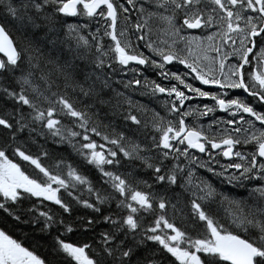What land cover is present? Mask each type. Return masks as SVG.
<instances>
[{"label": "snow or ice", "instance_id": "1", "mask_svg": "<svg viewBox=\"0 0 264 264\" xmlns=\"http://www.w3.org/2000/svg\"><path fill=\"white\" fill-rule=\"evenodd\" d=\"M0 264H264V0H0Z\"/></svg>", "mask_w": 264, "mask_h": 264}, {"label": "flooded vegetation", "instance_id": "2", "mask_svg": "<svg viewBox=\"0 0 264 264\" xmlns=\"http://www.w3.org/2000/svg\"><path fill=\"white\" fill-rule=\"evenodd\" d=\"M118 2H119V0H118ZM132 11H133L132 9H129V13H125L124 15L129 16V20L132 23H135L136 20H137V16L136 15H131ZM74 19H78V18H74ZM125 27H128L129 32L132 31V29L128 26V22L124 21L122 17L119 18L118 21H117V34H119V31H120L121 28H125ZM92 30H95L94 27H93ZM192 34L193 35H202V34L206 35L207 33L206 32L202 33L199 30H193ZM102 35H103V32L101 31V36ZM151 38L153 40H157L158 41V39H162L164 37H159V35H157V36H152ZM104 41L107 42V38H104ZM132 42H133L134 46H137L139 48V50L144 51L146 55H150L148 53V50L146 48H144L143 43H140L139 45H136V41L135 40H133ZM209 55H214V53H210ZM230 60H231L232 63H235V59L233 57H230ZM140 67H141V75H140V77H138L139 79L143 80L145 77H147V79H149V80H153L154 79V80H157L158 82H160L161 84H164V85L169 84V81L162 80L160 77L155 75V72H156L155 69H152L150 67L149 68H143L142 66H140ZM165 67L169 71H179L180 73H183L184 71H186L183 68L182 65H179L176 62H172L171 64L166 65ZM246 68H247V66H246ZM246 75H247V73H246ZM187 79H188L189 82L193 83V86H195V87H201L202 89L209 90V91H218V89H216L215 86L200 85L199 81H195L191 77H187ZM172 83H175V82L172 81ZM184 91L187 94H191V93H188L187 90H184ZM227 91H229L230 94L233 95V96H239L240 98H247L249 101L252 100V98L251 97H247V94L243 93L242 90H235L234 89V90H227ZM191 95H193V94H191ZM163 100H164V97L161 96V99L159 101L160 106H162ZM204 102L208 103V104H212L213 103L212 101L207 100L205 98H197V97L193 96V99L186 101L185 105L181 106V107L183 108V107H188V106H195L196 108H198V106L202 105ZM253 103H256V102H253ZM155 105H157V102H155ZM149 107L152 108L153 106L150 104ZM216 111L218 113V117L217 118H219L221 120H227L229 118L226 113L221 112L219 109H217ZM224 116H227V117H224ZM212 119H214V118H211V116L209 114V116H206V123L209 122ZM186 120L189 123H196V124H200V125L204 124V122H205L201 117L194 118L192 116L186 117ZM244 147H246V146H242V148H244ZM194 155H196V154H194ZM217 183H219V181H217ZM226 189H227V187H225L223 189L225 195L228 194L227 191L225 192ZM246 194H247V189H244L242 191V196H246Z\"/></svg>", "mask_w": 264, "mask_h": 264}, {"label": "trees", "instance_id": "3", "mask_svg": "<svg viewBox=\"0 0 264 264\" xmlns=\"http://www.w3.org/2000/svg\"><path fill=\"white\" fill-rule=\"evenodd\" d=\"M128 73H125L123 75L121 74H117V76L115 77V79H120V78H124V79H127L128 78ZM133 99L137 102H140V103H143V104H146L148 107L149 105L151 104L152 106L155 105V102H157V105L156 106H160L159 104V101H152V103H149V100L151 99L150 97H141L139 95V93H135L133 94ZM113 123H116L115 121H113ZM216 130H214L213 132H215ZM97 139V142L99 143L100 140L99 138H96ZM50 144V142H49ZM46 147H48L49 145H45ZM55 147V146H53ZM60 147V152L59 154L60 155H68L69 153H71V149L68 148L67 145H62V146H59ZM33 152H36V148H33ZM194 153V152H193ZM197 155V153H195ZM198 157H200L201 159H204L205 157H203V155H197ZM73 159L74 160H79V157H75L73 155ZM221 160L222 157H221ZM46 164H50L52 163V161L50 160H47L45 161ZM213 167H216V165H213ZM82 171H84L85 173H88L89 174V178L90 179H94L96 176L99 175V173H96L94 169H92V171L89 173L88 172V169L87 168H83ZM185 175H187V173H185ZM210 174L209 173H206L204 169H194V172H193V177L195 176H198L200 178H206L207 176H209ZM221 189H224L226 187V185H221L220 186ZM231 190V191H229ZM244 189H241V188H236L234 187L233 185H229V187L227 186V189L225 190V192L227 191L228 194H226V196L232 198V199H236V200H240V199H243L244 196H242V191ZM60 192L66 197V193H64L63 189L60 190ZM83 194V193H82ZM46 205H49L51 207H57L55 205H51V202H45ZM114 207V205H112ZM214 209H215V212L217 214V216L222 220V221H227L228 219V216H226L225 214H228L230 213L231 211H233V208L228 204L227 201H224V202H221L219 200H217L216 204L214 205ZM190 212V210H189ZM185 218L183 217V214L181 215V218H178L177 219V223L180 224L181 226H183V220ZM4 227H9L8 225H4ZM10 230L13 232V235L14 236H19V238L23 241V234L25 233H28L29 232V227H24V226H20L18 228H15V229H11ZM75 239V237H73ZM25 243H29L28 241H23ZM41 254L44 252V249L43 248H40L38 250Z\"/></svg>", "mask_w": 264, "mask_h": 264}, {"label": "bare ground", "instance_id": "4", "mask_svg": "<svg viewBox=\"0 0 264 264\" xmlns=\"http://www.w3.org/2000/svg\"><path fill=\"white\" fill-rule=\"evenodd\" d=\"M210 116H211V118H217V117H218V113H217V111H215L214 113H212V115H210ZM221 117H222V116H221ZM224 117H227V116H224ZM223 127H227V125H223V126L221 127V130H222ZM205 159H206V158H205ZM222 159H223L222 161H224V158H223V157H222ZM199 178H200V177H198V176H196V177L194 176V177H193V182L195 183V181H196L197 179H199ZM227 186L229 187V185H226V187H227Z\"/></svg>", "mask_w": 264, "mask_h": 264}, {"label": "rangeland", "instance_id": "5", "mask_svg": "<svg viewBox=\"0 0 264 264\" xmlns=\"http://www.w3.org/2000/svg\"><path fill=\"white\" fill-rule=\"evenodd\" d=\"M186 94H187V93H186ZM187 95H191V94H187ZM204 103H205V102H204ZM204 103H203V104H204ZM203 104H202V105H203ZM202 105L198 106V108H200ZM210 115H212V113H211ZM201 118L205 121L204 124H202V125H208V124H209L210 121L206 123V117H201ZM214 130H216V125H213V126H212V131H214ZM238 150H240V149H238ZM204 159H205V158H204ZM233 159H235V158L233 157ZM224 162H225V161H222V160H221V163H224ZM225 215H226V216H229V213H228V214H225Z\"/></svg>", "mask_w": 264, "mask_h": 264}, {"label": "water", "instance_id": "6", "mask_svg": "<svg viewBox=\"0 0 264 264\" xmlns=\"http://www.w3.org/2000/svg\"><path fill=\"white\" fill-rule=\"evenodd\" d=\"M193 151H195V150H193ZM196 152V151H195ZM198 153V152H197ZM198 154H200V153H198Z\"/></svg>", "mask_w": 264, "mask_h": 264}]
</instances>
